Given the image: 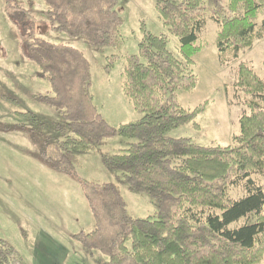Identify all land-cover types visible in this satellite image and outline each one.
<instances>
[{
	"label": "trees",
	"instance_id": "1",
	"mask_svg": "<svg viewBox=\"0 0 264 264\" xmlns=\"http://www.w3.org/2000/svg\"><path fill=\"white\" fill-rule=\"evenodd\" d=\"M42 2L57 41L35 30L21 33L26 58L51 87L35 100L59 117L49 124L31 113L21 115L40 138L38 158L55 172L73 177L81 159L111 139L132 140L118 153L103 154L102 162L119 173L120 185L153 197L158 208L154 216L134 218L119 185L82 181L95 229L74 240L106 257L107 264L261 263L264 187L252 177L264 179V79L247 64L239 65L236 85L249 97V112L241 116L231 145L203 147L169 134L194 123L205 110V103L194 110L183 108L178 93L196 88L193 57L200 48L195 44L207 20L219 26L215 45L220 56L237 54L264 37L254 22L264 0H157L158 17L179 41V55L168 50V35L143 31L139 54L126 57L123 69V94L143 117L119 127L108 124L95 105L91 66L84 54L58 41L67 35L85 40L96 52L120 50L124 20L119 0ZM108 60L106 70L111 71L119 57ZM20 129L26 130L24 124ZM233 188H243L246 195L231 199ZM241 220L243 225L231 227ZM18 261L17 250L0 238V264Z\"/></svg>",
	"mask_w": 264,
	"mask_h": 264
},
{
	"label": "rangeland",
	"instance_id": "2",
	"mask_svg": "<svg viewBox=\"0 0 264 264\" xmlns=\"http://www.w3.org/2000/svg\"><path fill=\"white\" fill-rule=\"evenodd\" d=\"M156 3L157 0H119L118 10L124 20V44L120 50L107 47L96 52L85 40L67 35L58 40L80 50L90 63L95 105L113 127L135 123L143 117L123 94L125 58L139 54L143 31L168 35V50L179 55L180 43L162 25ZM254 22L256 30L264 31V10ZM31 30L57 41L50 34L42 0H0V238L21 256L20 262L10 264H107L106 257L87 251L74 240L75 235L95 229L81 182L119 185L128 213L134 218L154 216L158 208L153 197L132 193L120 185L116 178L119 173L110 172L102 162L103 154L118 153L132 140L111 139L96 153L83 157L73 177L55 172L38 158L40 138L30 132L33 125L21 115L31 113L49 124L59 122V117L34 97L50 93L51 87L38 76V67L26 58L21 33ZM218 32L219 26L208 19L195 44L200 48L193 57L196 88L178 93L183 108L194 110L205 103V110L194 123L169 134L203 147L231 145L233 136L239 134L241 116L249 112L245 106L249 97L236 85L239 65L247 64L264 79V37L255 40L249 49L222 57L215 45ZM113 55L119 60L107 71L108 58ZM21 124L25 131L20 129ZM252 179L264 187V179ZM245 195L243 188L229 192L233 200ZM244 223L241 220L231 227ZM259 264H264V258Z\"/></svg>",
	"mask_w": 264,
	"mask_h": 264
}]
</instances>
